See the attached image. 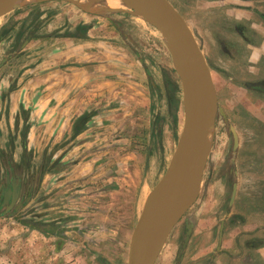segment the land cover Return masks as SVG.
<instances>
[{
    "label": "rangeland",
    "instance_id": "rangeland-1",
    "mask_svg": "<svg viewBox=\"0 0 264 264\" xmlns=\"http://www.w3.org/2000/svg\"><path fill=\"white\" fill-rule=\"evenodd\" d=\"M169 1L206 57L216 119L197 196L156 264H264V93L256 89L264 87V58L248 61L252 49L229 29L233 15L209 12L214 2ZM229 1L230 8L264 16V0ZM94 2L101 7L88 8L89 0H31L0 19L8 23L0 39L10 31L18 44L28 29L32 38L76 40L67 66L87 73L89 103L72 126L61 127L60 142L43 146L31 111L13 110L10 95H3L1 187L9 196L0 201V264H129L144 207L177 149L184 95L166 33L123 3ZM56 23L62 27L46 35ZM257 24L255 18L248 23ZM14 51L0 56L1 71L33 66L32 52ZM11 75L20 73H0L3 89ZM73 76L77 87L80 77ZM14 182L19 198L9 208Z\"/></svg>",
    "mask_w": 264,
    "mask_h": 264
},
{
    "label": "water",
    "instance_id": "water-1",
    "mask_svg": "<svg viewBox=\"0 0 264 264\" xmlns=\"http://www.w3.org/2000/svg\"><path fill=\"white\" fill-rule=\"evenodd\" d=\"M31 0H0V18L24 7ZM52 1V0H51ZM74 2V0H63ZM135 12L142 13L155 25L168 30L177 39L173 53L184 95L185 120L170 166L148 199L132 236L129 264H156L170 234L189 211L202 181L207 156V117L215 124V90L206 57L189 25L168 0H120ZM164 34V33H163ZM2 172L0 168V184ZM174 190L163 219L152 229L149 224L162 209L172 183ZM12 208L19 198L13 183Z\"/></svg>",
    "mask_w": 264,
    "mask_h": 264
},
{
    "label": "crops",
    "instance_id": "crops-1",
    "mask_svg": "<svg viewBox=\"0 0 264 264\" xmlns=\"http://www.w3.org/2000/svg\"><path fill=\"white\" fill-rule=\"evenodd\" d=\"M206 1L208 3L214 2L213 5H211L213 6L212 11L209 12L213 14H222L227 17L233 15L235 24L229 29L243 42L244 46H248L252 49L253 52L248 61L250 63H259L262 61L264 58V16L254 10L243 11L239 7L230 8L228 4L230 3L229 0ZM170 3L172 4V2ZM176 10L179 12L177 8ZM179 13L181 14V12ZM254 18L258 21V24L256 26H249L248 23L254 20ZM185 21L187 22V20ZM7 24V21L0 23V36L7 30ZM55 25H57V23L54 24V26ZM54 26L52 28L50 26L51 29L48 26L46 35L62 27V25ZM9 32L7 31V33H5L6 36L0 39V56H2V53L8 51L12 52L14 49V52L17 50H21V52L30 51L32 54H28L27 58H32L31 63H33V66L27 68L30 64L28 63L23 66H26V68L21 69L19 72H14L12 69L0 70V73H20V75L16 77L11 75L10 78L6 80L7 83H4V89L2 85L0 86V105L2 104L3 95H10V103L13 104V110H16L19 106H23L26 110L31 111L30 124L39 126V135H42L41 139L38 138V142H41L43 146L49 143L51 139H53L54 143L60 142L63 135L61 127L72 126L74 118L77 119L83 115L89 105V103H86L85 80H82V78L86 77L87 73L85 71L74 73L67 66L71 61V57L76 55V40L55 37L44 39L38 38L39 36L37 35L32 38V33L30 29H28L26 33L24 30V41L18 44L16 41L17 37L12 35V32L9 34ZM33 32L35 33V29H33ZM257 36H261L262 39H259ZM30 37L32 39H29ZM43 45L48 47H42ZM5 57L3 58L5 59ZM8 60V64L14 63V58L9 57ZM21 60L23 61V59ZM65 65L67 68H62ZM255 69L256 68L252 66V72H254ZM73 75L78 78L80 77L81 82H76L77 87L74 86L75 81L72 80V78H74ZM14 78L17 79L14 83H18V85L15 90L11 92L10 89ZM256 89L264 93V87L259 86L256 87ZM5 104H7V102ZM16 115L17 114H15V117ZM22 124L28 125L29 122H22ZM2 125L3 122H1V126ZM49 127H55L52 133H49ZM202 227L204 228L203 233L206 234L204 237L210 236L209 231L205 229L208 228V226L203 225ZM244 258H246V256ZM241 264L258 263L251 261L242 262Z\"/></svg>",
    "mask_w": 264,
    "mask_h": 264
},
{
    "label": "bare ground",
    "instance_id": "bare-ground-1",
    "mask_svg": "<svg viewBox=\"0 0 264 264\" xmlns=\"http://www.w3.org/2000/svg\"><path fill=\"white\" fill-rule=\"evenodd\" d=\"M90 2H91V4L89 5H87V7L88 8H90V9H93L94 7H96V5L98 6L99 4H95V2H94V0L92 1V0H89ZM115 2H117L118 3V5L120 6V5H122V1H120V0H114ZM113 0H100V2H106L107 4H108V7L110 6V7H113L115 4V2H114ZM93 2H94V4L95 5H93ZM87 3V2H86ZM89 3V2H88ZM100 6V5H99ZM101 7V6H100ZM98 8V7H97ZM103 8V7H102ZM117 8H118V6H117ZM116 8V9H117ZM89 9V10H90ZM96 9V8H95ZM98 9H101V8H98ZM104 9V8H103ZM102 9V10H103ZM108 9V8H107ZM97 10V9H96ZM101 10V11H102ZM105 10V9H104ZM165 33H166V35H167V38L169 39V41L171 42V45H172V47H173V49H174V52H176L177 51V39L176 38H174L172 35H171V33L168 31V30H165L164 31ZM175 63V62H174ZM209 115H210V111H209V109L206 111V117H207V124H206V137H209L210 136V131L212 130V125H211V122H210V119H209ZM210 138V137H209ZM209 140V139H208ZM210 141H208V143H209ZM173 190H174V182L172 183V188H171V191H170V194H169V196H168V198L166 199V201H165V203H164V205L162 206V209L155 215V217L152 219V221L150 222V224H149V228L150 229H152L153 227H155L157 224H159L160 223V221H162V219H163V214H164V212H165V210H166V208H167V206H168V204L170 203V201H171V199H172V195H173Z\"/></svg>",
    "mask_w": 264,
    "mask_h": 264
},
{
    "label": "flooded vegetation",
    "instance_id": "flooded-vegetation-1",
    "mask_svg": "<svg viewBox=\"0 0 264 264\" xmlns=\"http://www.w3.org/2000/svg\"><path fill=\"white\" fill-rule=\"evenodd\" d=\"M11 186V188H12V190H13V187H12V185H10ZM9 189V188H8ZM9 196V194H7L6 192L4 193V190L2 189V187H1V184H0V201H3V202H5L6 203V199H7V197ZM14 196V195H13ZM12 200H13V197H12ZM12 200H11V202H12ZM2 202V203H3ZM1 203V205H0V208H2L3 207V205L4 204H2Z\"/></svg>",
    "mask_w": 264,
    "mask_h": 264
}]
</instances>
